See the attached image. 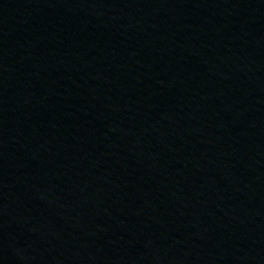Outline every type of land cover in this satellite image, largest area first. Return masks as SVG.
Returning <instances> with one entry per match:
<instances>
[{
	"label": "water",
	"instance_id": "1",
	"mask_svg": "<svg viewBox=\"0 0 264 264\" xmlns=\"http://www.w3.org/2000/svg\"><path fill=\"white\" fill-rule=\"evenodd\" d=\"M135 0H0V264H110Z\"/></svg>",
	"mask_w": 264,
	"mask_h": 264
}]
</instances>
